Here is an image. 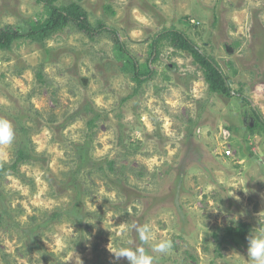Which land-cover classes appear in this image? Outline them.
<instances>
[{
    "label": "rangeland",
    "instance_id": "obj_1",
    "mask_svg": "<svg viewBox=\"0 0 264 264\" xmlns=\"http://www.w3.org/2000/svg\"><path fill=\"white\" fill-rule=\"evenodd\" d=\"M80 5L143 73L156 34L185 32L264 119V0ZM47 16L36 0H0V28ZM111 37L69 28L0 50V118L14 131L0 147V264H128L111 251L135 242L133 222L172 241L155 264H247V242L221 239L238 223L250 234L264 226V132L250 134L249 108L210 94L190 57L166 44L134 94ZM19 148L28 159L10 169Z\"/></svg>",
    "mask_w": 264,
    "mask_h": 264
},
{
    "label": "trees",
    "instance_id": "obj_2",
    "mask_svg": "<svg viewBox=\"0 0 264 264\" xmlns=\"http://www.w3.org/2000/svg\"><path fill=\"white\" fill-rule=\"evenodd\" d=\"M58 0H36L47 12L48 16L44 20L28 22V28L16 31L7 26L0 28V50L10 49L11 46L21 40L37 39L44 41L53 36L62 34L69 28L82 34L89 40H94L102 34L111 35L115 50L122 56L129 59L130 74L129 77L135 83L134 94L149 82L156 74L151 66L159 60L161 48L164 44L175 51L187 54L194 65L202 73V78L207 86V90L212 95H220L224 98L237 99L246 105L251 114L253 126H248L250 134L255 130L264 132V119L256 108L251 105L250 100L242 94V91H234L231 88L232 81L226 76L215 60L206 55L185 32L171 29H163L156 34L151 41V52L147 60L148 71L143 73L140 70L139 63L126 50L125 46L117 39L116 31L108 29L102 22L92 25L89 16L80 5L81 0H73L66 5H57ZM41 79V74H37ZM22 149H17L10 169H15L19 164L27 161ZM250 234V226L246 223H238L236 226H229L223 230L222 243L225 245L241 246L247 242L246 237Z\"/></svg>",
    "mask_w": 264,
    "mask_h": 264
},
{
    "label": "clouds",
    "instance_id": "obj_3",
    "mask_svg": "<svg viewBox=\"0 0 264 264\" xmlns=\"http://www.w3.org/2000/svg\"><path fill=\"white\" fill-rule=\"evenodd\" d=\"M13 140L14 131L10 121L0 118V147L10 146ZM125 230L135 232L136 240H130L128 247L111 251L116 260L124 258L128 264H155L156 257L152 253L167 255L172 250V241L169 238L157 239L148 224L133 222L131 225L126 224ZM246 239L247 264H264V226L255 228V232Z\"/></svg>",
    "mask_w": 264,
    "mask_h": 264
},
{
    "label": "built area",
    "instance_id": "obj_4",
    "mask_svg": "<svg viewBox=\"0 0 264 264\" xmlns=\"http://www.w3.org/2000/svg\"><path fill=\"white\" fill-rule=\"evenodd\" d=\"M226 155L229 156V152H226Z\"/></svg>",
    "mask_w": 264,
    "mask_h": 264
}]
</instances>
